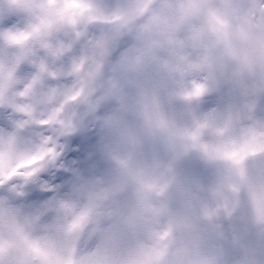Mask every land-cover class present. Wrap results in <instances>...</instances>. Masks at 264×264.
Instances as JSON below:
<instances>
[{"label": "clouds", "instance_id": "clouds-1", "mask_svg": "<svg viewBox=\"0 0 264 264\" xmlns=\"http://www.w3.org/2000/svg\"><path fill=\"white\" fill-rule=\"evenodd\" d=\"M75 2L33 5L40 30L23 37L14 53L34 69L31 75L0 59V109L14 107L24 122L9 170L63 172L61 200L72 202L73 216L94 208L100 227L117 232L108 250L111 264H143L149 249L165 250L159 264H264V156L241 178L235 169L207 166L200 148L209 139L208 116L222 114L225 104L254 106L244 126L264 123V2L254 17L244 3L227 17L232 31L249 35L244 94L222 84L203 61L209 13L223 9L220 0L201 5L184 24L177 20L191 0H174L167 10L170 27L153 30L141 46L122 50L103 66L88 39V16ZM241 17L249 23L241 24ZM147 21L145 16L138 23ZM197 29L205 32L201 41L193 39ZM81 136L91 151L84 164L71 168L66 147ZM0 152H9L6 140ZM101 177L118 185L113 200L96 197ZM221 227L225 236L217 239L214 230ZM233 231H239V243L231 239Z\"/></svg>", "mask_w": 264, "mask_h": 264}, {"label": "rangeland", "instance_id": "rangeland-1", "mask_svg": "<svg viewBox=\"0 0 264 264\" xmlns=\"http://www.w3.org/2000/svg\"><path fill=\"white\" fill-rule=\"evenodd\" d=\"M77 0L73 7L80 8L87 14V27L93 32L88 34L91 46L95 50L100 65L111 62L114 56L122 50H132L145 42V37L153 30L170 27L167 10L174 0ZM211 0H191L190 5L182 9L177 23L184 24L198 16L201 5ZM222 10L210 11L228 22L229 13L235 12V5L244 3L252 9V16H256L259 0H220ZM37 0H0V15L17 16L26 24H34L33 5ZM154 6L155 9H154ZM148 16V21L139 24L138 21ZM241 24L249 23L248 17H241ZM209 37L208 52L203 61L214 74L237 94H244L248 90L244 83V76L251 71L249 53L246 45L249 41L248 32L240 29L226 44H220L212 33L210 24L207 30ZM212 35V36H211ZM205 36L203 29L193 32V39L201 41ZM150 49L145 48V52ZM199 94V92H198ZM254 106L247 109L232 108L225 104L222 114L208 116L204 125V132L209 139L201 143L200 148L207 166H223L225 170L235 169L240 174L242 163L233 164L228 157L241 150L248 157L253 153L264 150L260 129L264 123L244 126L243 121L252 119ZM203 135V134H202ZM15 146L9 145V152H0V178L5 181L9 176H16L19 172L9 170L8 158ZM103 187L96 192L100 201L113 200L118 192V185L101 177L97 180ZM15 197L0 196V259L6 262L11 259L13 264H24L22 252L30 249L35 252L40 261L38 264H111L108 255L109 248L118 240L114 230H104L100 227V217L94 208L82 212L83 219L74 228H69L70 217L73 216L74 205L64 209L57 203H50L42 208H25L14 202ZM108 213H115L109 209ZM50 218V219H46ZM92 230L87 237L84 228ZM168 234L161 235V239ZM217 239H223V228L214 230ZM235 243L240 242L239 231L231 233ZM97 240V246L89 252V246ZM165 250L149 249L146 251L143 264H159Z\"/></svg>", "mask_w": 264, "mask_h": 264}, {"label": "snow or ice", "instance_id": "snow-or-ice-1", "mask_svg": "<svg viewBox=\"0 0 264 264\" xmlns=\"http://www.w3.org/2000/svg\"><path fill=\"white\" fill-rule=\"evenodd\" d=\"M39 30L35 24H26L17 16L0 15V59L7 60L9 64H19L21 74L31 75L34 69L25 61L24 57L16 56L14 53L19 51L23 37ZM197 91L199 92V90ZM23 127L24 122L18 119L14 107L0 109V141L6 140L8 145L16 146L23 139L20 135V130ZM90 151L89 140L83 136L78 137L67 145L65 160L71 168H78L87 161ZM246 155L247 153L241 150L239 154L234 153L228 158L232 160L233 164L240 165ZM66 179L63 172L60 174L29 172L23 175L18 173L14 177L9 176L6 181L0 178V196L10 199L15 197L16 204L29 209L42 208L57 202L62 208L69 209L70 204L61 200ZM83 215L81 213L78 216H73L68 222L69 228H74L83 219ZM0 264H8V262L0 259Z\"/></svg>", "mask_w": 264, "mask_h": 264}, {"label": "water", "instance_id": "water-1", "mask_svg": "<svg viewBox=\"0 0 264 264\" xmlns=\"http://www.w3.org/2000/svg\"><path fill=\"white\" fill-rule=\"evenodd\" d=\"M215 26L220 31V33L222 34V36L224 37V39H226L230 35V33H229L228 30H226L225 33H224V30L225 29L223 28V26L221 27L219 24H215ZM261 156H264V154L261 155ZM261 156H258L256 158H254L253 160L247 162V164L245 165V168H244V177L246 176V173H247V169H248L249 164L256 162Z\"/></svg>", "mask_w": 264, "mask_h": 264}, {"label": "bare ground", "instance_id": "bare-ground-1", "mask_svg": "<svg viewBox=\"0 0 264 264\" xmlns=\"http://www.w3.org/2000/svg\"><path fill=\"white\" fill-rule=\"evenodd\" d=\"M84 232H86V234H90L91 229H87V230H85Z\"/></svg>", "mask_w": 264, "mask_h": 264}]
</instances>
